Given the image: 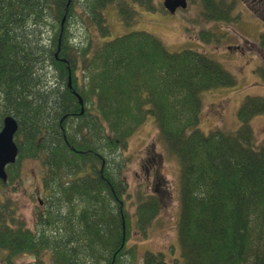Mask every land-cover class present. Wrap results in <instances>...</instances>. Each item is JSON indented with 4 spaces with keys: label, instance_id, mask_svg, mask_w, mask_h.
Segmentation results:
<instances>
[{
    "label": "trees",
    "instance_id": "obj_1",
    "mask_svg": "<svg viewBox=\"0 0 264 264\" xmlns=\"http://www.w3.org/2000/svg\"><path fill=\"white\" fill-rule=\"evenodd\" d=\"M202 1L208 21H236L234 0ZM68 2L0 0V128L7 115L20 125L19 161L8 182L19 178L22 159H38L47 190L36 229L9 193L0 195V261L18 264L29 255L28 264H172L161 250H146L140 259L127 242L130 223L136 220L146 237L161 211L156 195L141 192L133 220L123 177V152L152 118L166 154L179 162L184 264H264V141H257L252 123L264 115V97L243 96L237 129L206 132L203 94L237 86L234 71L198 49L171 51L148 31L108 39V6L116 3L130 25L138 19L134 5L155 11L154 0ZM49 19L54 32L47 47L30 26L44 27ZM77 21L89 32L79 42L72 31ZM199 35L209 43L215 33ZM49 70L56 82L50 83ZM252 73L264 79L258 63Z\"/></svg>",
    "mask_w": 264,
    "mask_h": 264
},
{
    "label": "rangeland",
    "instance_id": "obj_2",
    "mask_svg": "<svg viewBox=\"0 0 264 264\" xmlns=\"http://www.w3.org/2000/svg\"><path fill=\"white\" fill-rule=\"evenodd\" d=\"M154 1L160 8L155 12L135 5L139 15L137 22L130 25L124 24L121 20L116 3L108 6L104 11L110 29L108 39L131 31L144 30L160 37L171 51L193 48L219 60L236 73L233 72L237 76L238 84L235 87H221L203 94L201 126L206 132L216 128L228 131L237 129L238 110L243 96L253 94L264 97V79L261 75L252 73V67L257 63L264 68V47L260 45L258 38L260 32H264V24L258 22L260 18L255 12L244 9L243 0L233 1L236 3L234 14L237 17L236 13L241 10V15L238 21L236 19L229 23L208 21L201 0H189L188 8L175 14L163 11V0ZM49 22L44 27H34L40 36L42 33L47 43L54 32L51 26L53 19ZM81 22L77 21L72 26L74 36L78 39H84L89 34L85 24L81 26ZM30 29H33V26H30ZM204 29L215 33L212 42L207 43L200 39V31ZM47 70L48 67H45L44 71ZM50 75V83L56 82L52 76L55 74L51 72ZM152 123L154 122L151 118L129 140L128 147L123 152L126 160L123 165V177L128 184L127 208L133 220L137 211L136 200L141 192L147 191L156 195L161 202V211L146 237L139 232L136 220L130 223V238L127 242L129 247L137 246L140 259L146 250H161L169 252L168 260L172 264H184L177 234L180 214L179 162L174 155L166 154L167 150L158 139L157 127ZM252 123L257 141H264V115L255 117ZM18 168L19 178L7 182L6 185L0 183V195L5 198L2 193H9L8 196L17 202L21 218L26 221L27 226L36 229V215L39 210L41 212L39 198L43 200L47 198V190L42 183L40 160L22 159ZM33 261L31 256L22 255L18 259V264ZM136 264H142L141 260Z\"/></svg>",
    "mask_w": 264,
    "mask_h": 264
},
{
    "label": "water",
    "instance_id": "obj_3",
    "mask_svg": "<svg viewBox=\"0 0 264 264\" xmlns=\"http://www.w3.org/2000/svg\"><path fill=\"white\" fill-rule=\"evenodd\" d=\"M71 0H69L70 4ZM187 0H165V7L171 12L175 13L178 8H186ZM66 20V16L63 17L62 25ZM69 86L72 87V77H69ZM76 96L79 99L82 107L84 106L83 98L78 92L75 91ZM84 108L82 110V113ZM19 129V122L13 115H7L4 118L3 127L0 130V179L4 182L8 180V173L6 166L10 163H14L17 160L19 154V146L15 140V134ZM2 264V263H0Z\"/></svg>",
    "mask_w": 264,
    "mask_h": 264
},
{
    "label": "flooded vegetation",
    "instance_id": "obj_4",
    "mask_svg": "<svg viewBox=\"0 0 264 264\" xmlns=\"http://www.w3.org/2000/svg\"><path fill=\"white\" fill-rule=\"evenodd\" d=\"M244 9L247 11L251 10L257 14L260 18L259 23L264 24V0H243ZM1 49V48H0ZM40 200V198H39ZM41 206H44V201L40 200Z\"/></svg>",
    "mask_w": 264,
    "mask_h": 264
},
{
    "label": "bare ground",
    "instance_id": "obj_5",
    "mask_svg": "<svg viewBox=\"0 0 264 264\" xmlns=\"http://www.w3.org/2000/svg\"><path fill=\"white\" fill-rule=\"evenodd\" d=\"M50 20V19H49ZM49 23V22H48ZM47 23V24H48ZM42 24H44V23H41V25ZM31 26H33V30L34 31H37V29H35L34 27H39V26H35V25H31ZM73 38H74V41L75 42H79L81 39H78L76 36H73ZM40 39V38H39ZM43 44L45 45V46H47V47H49L51 44H52V42L50 41L49 43H47L46 41H45V39H44V41H43ZM60 50H61V39H60V41H59V44H58V48H57V51L55 52V56L57 57V58H59V52H60ZM60 59V58H59ZM90 152H92V150H90ZM19 156H20V152H19V154H18V157H17V160H16V162H14V163H10V164H8L7 166H6V171H7V173L9 172V170L12 168V166L13 165H15V164H17V162L19 161ZM103 158V164H104V166H105V164H106V159L104 158V157H102ZM101 170H103V169H101ZM1 180V179H0Z\"/></svg>",
    "mask_w": 264,
    "mask_h": 264
}]
</instances>
